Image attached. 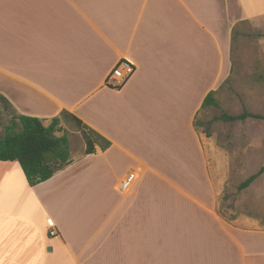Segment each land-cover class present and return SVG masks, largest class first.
Returning <instances> with one entry per match:
<instances>
[{
	"label": "crops",
	"instance_id": "obj_1",
	"mask_svg": "<svg viewBox=\"0 0 264 264\" xmlns=\"http://www.w3.org/2000/svg\"><path fill=\"white\" fill-rule=\"evenodd\" d=\"M263 22L264 0H0V97L72 131L45 182L0 162V264H264V232L218 214L223 152L194 127L242 25ZM120 62L134 71L116 88ZM82 131L101 137L91 154Z\"/></svg>",
	"mask_w": 264,
	"mask_h": 264
},
{
	"label": "rangeland",
	"instance_id": "obj_2",
	"mask_svg": "<svg viewBox=\"0 0 264 264\" xmlns=\"http://www.w3.org/2000/svg\"><path fill=\"white\" fill-rule=\"evenodd\" d=\"M261 30V31H260ZM264 22L258 30L242 25V54L238 42L234 53L232 78L222 86L216 106L200 110L194 125L202 138H211L223 153L210 163L223 173L225 183L216 202V210L228 222L264 232V174L246 189L238 186L264 166V120L224 122V115L239 116L248 112L264 117ZM219 93V92H218ZM8 111L0 103V137L8 121ZM72 131L63 128L65 136ZM206 134L209 136L207 137ZM71 152L78 154L83 142L72 138ZM264 251V234L258 239ZM250 264L262 262L250 261Z\"/></svg>",
	"mask_w": 264,
	"mask_h": 264
},
{
	"label": "trees",
	"instance_id": "obj_3",
	"mask_svg": "<svg viewBox=\"0 0 264 264\" xmlns=\"http://www.w3.org/2000/svg\"><path fill=\"white\" fill-rule=\"evenodd\" d=\"M0 103L8 111L9 118L3 128V135L0 137V162H16L30 187L47 181L71 164L67 138L63 134L61 125L64 113L47 121L16 114L2 97H0ZM215 106V92H210L205 97L200 110ZM248 118L264 120L263 116L248 112H243L239 116L223 114L219 120L235 122L244 121ZM76 122L80 125L79 121ZM82 136L86 145L85 154H91L94 151V143L101 137L92 132L86 133L84 131H82ZM206 136L209 135L206 134ZM108 146V142L104 141L100 148L105 150ZM262 174H264V166L256 174L241 182L238 190L248 188ZM219 215L224 218L221 214Z\"/></svg>",
	"mask_w": 264,
	"mask_h": 264
},
{
	"label": "built area",
	"instance_id": "obj_4",
	"mask_svg": "<svg viewBox=\"0 0 264 264\" xmlns=\"http://www.w3.org/2000/svg\"><path fill=\"white\" fill-rule=\"evenodd\" d=\"M134 69L130 63L120 62L110 73L109 79L116 82L115 87H119L126 79H128L133 73ZM133 175H129L120 185V190H126L131 187ZM50 237L56 236L55 231L51 230L49 232Z\"/></svg>",
	"mask_w": 264,
	"mask_h": 264
},
{
	"label": "water",
	"instance_id": "obj_5",
	"mask_svg": "<svg viewBox=\"0 0 264 264\" xmlns=\"http://www.w3.org/2000/svg\"><path fill=\"white\" fill-rule=\"evenodd\" d=\"M48 250H50V249H48Z\"/></svg>",
	"mask_w": 264,
	"mask_h": 264
}]
</instances>
